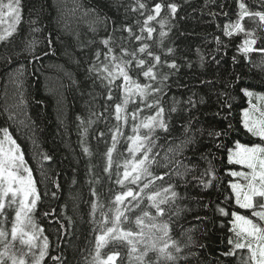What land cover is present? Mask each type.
<instances>
[{
	"label": "trees",
	"instance_id": "trees-1",
	"mask_svg": "<svg viewBox=\"0 0 264 264\" xmlns=\"http://www.w3.org/2000/svg\"><path fill=\"white\" fill-rule=\"evenodd\" d=\"M142 2L151 9L159 0ZM164 2L178 5L175 18L165 8L157 18V21L167 18L163 28L167 35L163 44L159 43L161 28L157 21L151 22L156 31L148 43L154 52L161 54L162 60H175L177 63V69L166 66L161 69L168 74V80L165 82L166 94L160 99L166 109L172 106L174 99L180 104L179 111L171 115L170 133H158L161 138L157 141L160 145L156 149L160 153L157 160L162 161L169 147L177 148L187 135H192L191 132L185 133L182 127L189 116L197 117L192 121L193 130H203L202 134L195 132L194 143L183 149V155L177 153L174 157L190 167L196 165L195 171L185 178L188 183L185 185L175 175L156 182L157 186L178 184L176 190L182 199L176 201L173 210L178 206L182 211L178 217H172L170 234L181 246L189 244L187 237H192V243L179 254L188 256V259H178L176 264H242L244 253L241 250H237L233 257L222 255L230 247L227 241L233 235L229 232L231 217L220 215L216 208L220 206L247 214L246 210L235 205L231 193L230 182L238 178L232 177L230 172L239 171L241 166L228 163L227 150L234 148L237 140L245 144L258 142V138L247 134L241 125L242 110L250 108L249 99L251 103L256 102L258 95L248 98L240 89L247 87L254 93L264 94V54L253 52L246 59L237 51V45L244 39L243 34L232 38L223 35L221 28L224 23L237 18V0ZM244 2L252 11H264L260 0ZM22 3L23 20L18 26V34L8 44L0 43V129L7 127L21 146L24 159L37 182L41 198L32 215L49 240V255L42 264H55L52 256H60L63 264H88L94 254L95 243V225L89 215L94 199L91 189L95 188L105 203L125 189L115 183V165L111 180L104 173L103 153L108 145L95 139L101 131L107 134L109 127L116 123L111 116L113 109L109 107L105 112L106 103L111 105L115 101H106V89L99 81L93 83L94 77L90 78L87 68L93 62L97 49L106 51L100 40L114 26L128 24L139 34L140 25L136 21L142 22L148 11L144 10L143 16L139 11L133 12L131 6L135 5V0H22ZM222 12H227L228 16ZM104 17L109 18L107 30L105 23L100 22ZM31 20L37 23L30 24ZM245 26L249 29L255 27L247 18ZM3 27L6 25H0V29ZM32 27L41 31L33 33ZM49 34L53 41L51 48L45 40ZM113 36L120 43L119 38L126 37L127 33L118 31ZM216 37L222 43L218 44ZM256 37L255 47H264V32L257 30ZM33 38L39 42L38 52L48 51L49 55L29 63L31 58L26 54L16 56L14 53L20 52L25 41ZM168 48L173 49L172 54H167ZM9 56L11 64L6 59ZM233 57H236L235 63ZM21 64L25 66L23 76L17 72ZM19 80L23 81L22 87H18ZM21 94L24 103L20 102ZM115 97L118 101V92ZM189 97L196 102L194 108L186 103ZM225 102L231 104V115L229 109L222 107ZM10 114L12 119H9ZM77 117L84 120L83 126ZM90 118L95 121L91 126L87 123ZM229 122L235 131L227 136L217 139L208 135L209 131L225 129ZM82 128L88 129L86 143L93 153L91 157L81 150ZM104 140L110 143V134ZM125 147L122 142L117 151L124 152ZM45 155L51 159H43ZM113 158L117 162L121 159L117 153ZM208 161L212 163L216 179L211 186L204 188L193 176H199L208 166ZM174 167L169 166L170 169ZM166 170L169 169L155 165L151 169L156 175ZM45 213L50 214L46 216ZM8 214L11 218L14 212L8 210ZM188 229L192 231L187 232ZM17 247H20L18 242ZM111 251L120 252L117 264H129L127 247L109 244L102 253L106 255ZM147 259L154 260L155 254L150 253Z\"/></svg>",
	"mask_w": 264,
	"mask_h": 264
},
{
	"label": "snow or ice",
	"instance_id": "snow-or-ice-1",
	"mask_svg": "<svg viewBox=\"0 0 264 264\" xmlns=\"http://www.w3.org/2000/svg\"><path fill=\"white\" fill-rule=\"evenodd\" d=\"M260 3L264 5V0H260ZM237 6V18L235 21L224 23L221 28L223 35L232 38L243 34L244 39L237 45V51L246 59L253 52L264 54V47H255L257 30L264 32V11L250 10L244 0H237ZM165 8L169 15L175 18L178 10L176 3H165L164 0H159L151 9H148L147 4L142 0H135V5L131 6L133 12L139 11L143 16L144 10L148 11L142 22L136 21L140 25L139 34L134 32L133 27L128 24L114 26L112 31L100 40V44L106 51L97 49L93 62L87 68L90 78L94 77L93 83L99 81L106 89V101H115L111 105L106 103L105 112L111 107L113 109L111 116L116 123L109 127L107 134L101 131L95 139L103 140L108 145L103 153L104 173L111 180L115 165V183L125 189L116 193L107 203L99 198L95 188L91 189L94 199L91 202L89 215L91 223L95 225L93 228L95 243L94 254L88 264H117L120 257L119 251H111L106 255L102 253L109 244L127 247L129 264H176L178 259H188V256L179 254L192 243L191 235L187 237L189 244L181 246L180 242L173 239L170 234L172 217H178L182 211L178 206L173 210L176 201L182 199L176 190L178 184L173 182L166 186H157L156 182H163L165 177L175 175L184 181L185 185L188 183L185 178L195 171L196 165L190 167L174 157L177 153L183 155V149L194 143L195 132L199 131L202 134L203 130H193L192 121L197 117L189 116L182 127L185 133L191 132L192 135H187L177 148L169 147L162 158L163 162L157 160L160 156V153L156 151L160 146L157 141L161 138L158 133H170L171 115L179 111L180 104L179 100L174 99L172 106L166 109L160 99L166 94L164 89L165 82L168 80V74L163 73L161 69L165 66L169 69H177V63L175 60H162L161 54L154 52L151 44L148 43L153 40V33L156 31L151 22L157 21ZM23 11L22 0H0V25H6L0 29V43L6 45L14 35L18 34V26L23 20ZM222 15L227 17L228 13L222 12ZM246 18L255 27L247 28ZM108 20V17H104L100 21L105 23L106 30ZM157 22L161 28L159 43L162 45L163 38L167 35L163 31L167 18ZM36 23V20L30 21L32 25ZM112 23L115 24L114 21ZM217 27L220 28V25ZM92 30L95 31V29ZM40 31L38 27L31 28L33 33ZM118 31L127 33L126 37L119 38L120 43H117L113 36V33ZM215 39L218 44L222 43L219 37ZM45 40L47 46L51 48L53 43L51 34L45 37ZM133 44L135 46H132ZM38 48L39 42L33 38L26 40L21 51L14 54L16 56L26 54L31 58L29 63L38 62L49 55L48 51L38 52ZM172 53L173 49L168 48L167 54ZM6 59L9 64L12 63L11 56ZM233 62H236V57H233ZM24 68L25 66L21 64L17 69L19 76L24 75ZM236 79L238 81L239 77ZM17 83L18 87L23 86L22 80ZM240 91L245 97L252 98L258 95L259 99L264 100V94L254 93L247 87H242ZM117 92L119 93L118 101L115 97ZM20 102L24 103L22 94ZM186 103L191 108L196 106L192 97H189ZM249 105L250 108L242 110L241 125L247 134L258 138V142L245 144L237 140L234 142V148L227 150L229 164L240 165L242 169H247V171L230 172L232 177L240 178L230 182L235 205L239 209L246 210L247 214L230 211L220 206H217L216 212L222 216L231 217L229 223L232 227L229 228V232L233 235L227 241L230 247L222 255L233 257L237 254V250H241L244 253L242 264H264V112H260L257 118L253 113L259 109L251 104V99H249ZM222 107L229 109V115H231V104L225 102ZM9 119H12L11 114ZM77 119L83 126L84 120L80 117ZM224 119H227V116ZM87 123L91 126L95 121L90 118ZM231 131L235 129L229 122L225 129L209 131L208 135L218 139L227 136ZM0 133H2L0 138V264H42L45 257L49 255V240L43 235V228L36 224L32 215L41 198L37 190V182L33 177L32 169L28 167L24 159L21 146L13 139L9 129L2 128ZM87 134L88 129L82 128L81 150L86 156L91 157L93 153L86 143ZM108 134H110V143L104 140ZM122 142L126 147L124 152H118V145ZM114 153L121 158L118 162L114 161ZM168 153L173 155L169 156ZM43 159L51 158L45 155ZM154 165L169 170L156 175L151 171ZM170 165H174V169H170ZM89 172L91 173V167ZM193 179L204 188L211 186L216 179L211 161H208V166L199 176H193ZM97 182H99L98 179ZM56 187L58 188L59 185L57 184ZM204 207L207 208L208 205L205 204ZM8 210L14 212L11 218ZM49 214L45 213L46 216ZM196 219L201 218L196 217ZM191 231L192 229L187 230V232ZM17 242L20 245L19 248ZM200 247L204 246L200 245ZM150 253L155 254L154 260L147 259ZM190 255L195 256L196 253H190ZM51 260L55 264H63L60 256H52Z\"/></svg>",
	"mask_w": 264,
	"mask_h": 264
},
{
	"label": "rangeland",
	"instance_id": "rangeland-1",
	"mask_svg": "<svg viewBox=\"0 0 264 264\" xmlns=\"http://www.w3.org/2000/svg\"><path fill=\"white\" fill-rule=\"evenodd\" d=\"M251 104L256 105V107L259 109V111L253 113V115H255L257 118H259L260 112H264V100L259 99V96H257L256 102L252 101ZM250 111H251V109H250ZM240 170L247 171V169H242V166H241V169ZM239 179L240 178H238V180Z\"/></svg>",
	"mask_w": 264,
	"mask_h": 264
}]
</instances>
